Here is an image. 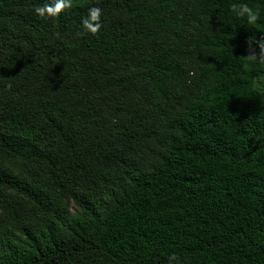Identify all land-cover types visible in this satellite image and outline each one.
I'll return each mask as SVG.
<instances>
[{
    "label": "trees",
    "instance_id": "16d2710c",
    "mask_svg": "<svg viewBox=\"0 0 264 264\" xmlns=\"http://www.w3.org/2000/svg\"><path fill=\"white\" fill-rule=\"evenodd\" d=\"M53 2L0 0V264H264L262 34L230 0Z\"/></svg>",
    "mask_w": 264,
    "mask_h": 264
},
{
    "label": "clouds",
    "instance_id": "9594fccd",
    "mask_svg": "<svg viewBox=\"0 0 264 264\" xmlns=\"http://www.w3.org/2000/svg\"><path fill=\"white\" fill-rule=\"evenodd\" d=\"M71 5L72 0H54L53 3L37 6L34 12L40 17H56ZM228 13L237 24L255 29L262 34L259 52L249 50L247 55L240 56V63L245 73L249 69L256 70V75L248 81L245 91L264 99V0H230ZM101 15L100 8L91 7L87 19L83 22L84 30L97 32L101 27L99 22ZM249 49H251V44H249ZM167 264H180V258L173 253L167 257Z\"/></svg>",
    "mask_w": 264,
    "mask_h": 264
}]
</instances>
